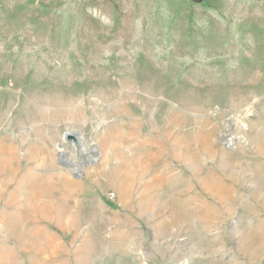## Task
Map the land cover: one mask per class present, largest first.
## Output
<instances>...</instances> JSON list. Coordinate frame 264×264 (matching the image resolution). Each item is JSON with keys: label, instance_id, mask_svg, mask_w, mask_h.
I'll return each instance as SVG.
<instances>
[{"label": "rangeland", "instance_id": "374dc122", "mask_svg": "<svg viewBox=\"0 0 264 264\" xmlns=\"http://www.w3.org/2000/svg\"><path fill=\"white\" fill-rule=\"evenodd\" d=\"M0 264H264V0H0Z\"/></svg>", "mask_w": 264, "mask_h": 264}, {"label": "water", "instance_id": "95a60500", "mask_svg": "<svg viewBox=\"0 0 264 264\" xmlns=\"http://www.w3.org/2000/svg\"><path fill=\"white\" fill-rule=\"evenodd\" d=\"M196 2H200L202 0H195ZM74 132H66L64 135H63V139L62 140H67L69 142V151H73V149L75 148L76 149V154L80 157V158H83L80 154L81 151H84V146L83 144L79 141V139H77L75 136H74ZM57 148H59V152H60V149H61V145L60 144H57L56 145ZM61 156V155H59ZM67 166L71 167V174L72 175H75L76 172H77V167H74L72 164L68 163Z\"/></svg>", "mask_w": 264, "mask_h": 264}, {"label": "built area", "instance_id": "2783aa9c", "mask_svg": "<svg viewBox=\"0 0 264 264\" xmlns=\"http://www.w3.org/2000/svg\"><path fill=\"white\" fill-rule=\"evenodd\" d=\"M238 129L241 130V131H245L247 129V124L238 125ZM113 198H114V194L113 193L107 194V199L112 200Z\"/></svg>", "mask_w": 264, "mask_h": 264}, {"label": "bare ground", "instance_id": "6f19581e", "mask_svg": "<svg viewBox=\"0 0 264 264\" xmlns=\"http://www.w3.org/2000/svg\"><path fill=\"white\" fill-rule=\"evenodd\" d=\"M79 141L82 143L83 142V139H82V137L80 136L79 138Z\"/></svg>", "mask_w": 264, "mask_h": 264}]
</instances>
